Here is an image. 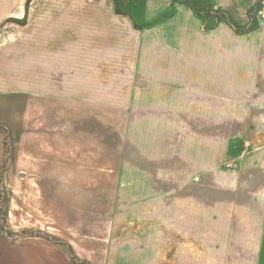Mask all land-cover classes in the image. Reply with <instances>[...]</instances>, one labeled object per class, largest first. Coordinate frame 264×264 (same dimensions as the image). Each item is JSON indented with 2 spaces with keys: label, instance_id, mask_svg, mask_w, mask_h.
Returning a JSON list of instances; mask_svg holds the SVG:
<instances>
[{
  "label": "crops",
  "instance_id": "1",
  "mask_svg": "<svg viewBox=\"0 0 264 264\" xmlns=\"http://www.w3.org/2000/svg\"><path fill=\"white\" fill-rule=\"evenodd\" d=\"M103 1L88 16L53 21L35 78L0 71L9 228L38 227L42 211L54 209L42 202L43 179L73 187L94 175L89 146L110 107L131 116L135 257L264 264V0ZM19 78L50 86L11 91ZM8 243L0 224V264H26Z\"/></svg>",
  "mask_w": 264,
  "mask_h": 264
},
{
  "label": "rangeland",
  "instance_id": "2",
  "mask_svg": "<svg viewBox=\"0 0 264 264\" xmlns=\"http://www.w3.org/2000/svg\"><path fill=\"white\" fill-rule=\"evenodd\" d=\"M98 2L105 3L103 0H0L1 74H9L11 80L19 75L23 79L35 78L33 74L39 67L36 65L44 58L41 49L53 44V21L70 22L71 19L65 16L76 18L81 11L88 16L97 10ZM121 26L124 30L128 27L124 22ZM56 28L54 33L63 30L62 26ZM22 78L18 83H9V89L34 93L50 86L49 83L21 81ZM110 94L107 89L106 95ZM105 102L110 103V98ZM98 118L99 123L95 122V126L100 128L89 146L91 170L95 171L91 173L94 175L80 180L79 185L75 181L73 187L53 188V180L43 179L46 194L42 195V202L53 205L55 211H42L38 227H26V232L9 228L3 216V199L0 202L1 236L9 242L12 250H19L17 253L23 263L144 264L145 260L137 259L131 252L128 239L130 205L137 202V196L130 195L131 116L117 114L107 107L106 113ZM134 122L137 123L136 116ZM3 140L9 144L8 156L14 140L7 132L3 133ZM58 182L66 184V180ZM7 187L9 183L0 177L2 198ZM54 190L63 193L53 194ZM71 190L75 193H67ZM66 207L71 210H65ZM23 233L33 235L29 237L36 235V239H24Z\"/></svg>",
  "mask_w": 264,
  "mask_h": 264
},
{
  "label": "built area",
  "instance_id": "3",
  "mask_svg": "<svg viewBox=\"0 0 264 264\" xmlns=\"http://www.w3.org/2000/svg\"><path fill=\"white\" fill-rule=\"evenodd\" d=\"M227 166H228V167H231L232 164H231V163H228ZM1 201H2V196H0V202H1ZM0 211H1V206H0Z\"/></svg>",
  "mask_w": 264,
  "mask_h": 264
}]
</instances>
